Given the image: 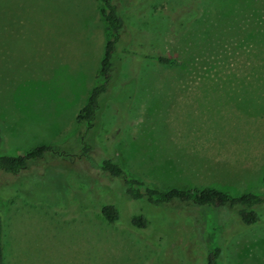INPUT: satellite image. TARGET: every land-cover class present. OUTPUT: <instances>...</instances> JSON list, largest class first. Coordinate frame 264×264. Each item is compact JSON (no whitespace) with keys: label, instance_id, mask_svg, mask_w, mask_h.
<instances>
[{"label":"rangeland","instance_id":"1","mask_svg":"<svg viewBox=\"0 0 264 264\" xmlns=\"http://www.w3.org/2000/svg\"><path fill=\"white\" fill-rule=\"evenodd\" d=\"M116 4L124 29L88 129L77 117L109 38L98 3L0 0V157L41 145L65 155L0 172L3 264H205L209 233L224 264H264V225L130 200L123 178L98 168L112 160L125 179L162 192L264 197V0ZM105 205L119 222L103 219ZM136 215L146 229L130 225Z\"/></svg>","mask_w":264,"mask_h":264},{"label":"trees","instance_id":"2","mask_svg":"<svg viewBox=\"0 0 264 264\" xmlns=\"http://www.w3.org/2000/svg\"><path fill=\"white\" fill-rule=\"evenodd\" d=\"M100 9V16L105 23L109 38L105 46L104 57L101 61L100 69L97 76V84L93 88L87 103L78 114L77 122L90 129L98 118L99 99L105 95L109 89L110 81L112 80L113 69L115 65L116 55L121 41V34L124 29V21L119 12L116 0H95ZM127 56L136 57V51H126ZM123 53V52H122ZM124 54V53H123ZM158 66L174 67L178 65V60L173 57L155 56L150 58ZM0 137V143H1ZM52 154L57 158H64L55 146L41 145L34 150L19 156H1L0 157V172L4 174L17 175L27 169L29 162H36L47 155ZM62 155V157H61ZM98 168L109 174L112 178L121 179L126 185L125 194L130 200L144 201L147 204L155 207H167L174 202L179 204L191 205L201 209L227 210L235 217L237 226L250 227L254 225H264V197L254 194H245L239 197H232L226 193L213 190H179L172 189L167 192H162L157 189H151L145 186L142 182L132 179H125L122 169L112 160H102ZM256 209L263 212L258 213ZM263 213V214H262ZM103 219L108 224L119 222L120 213L113 205H105L101 208ZM149 221L142 215H136L131 218L130 225L135 229H146L149 226ZM205 228L207 226L205 225ZM214 234L209 233L206 239V257L205 264H224L221 258V250L215 244ZM3 225L0 215V264H3Z\"/></svg>","mask_w":264,"mask_h":264},{"label":"crops","instance_id":"3","mask_svg":"<svg viewBox=\"0 0 264 264\" xmlns=\"http://www.w3.org/2000/svg\"><path fill=\"white\" fill-rule=\"evenodd\" d=\"M191 97H196V96H191Z\"/></svg>","mask_w":264,"mask_h":264}]
</instances>
